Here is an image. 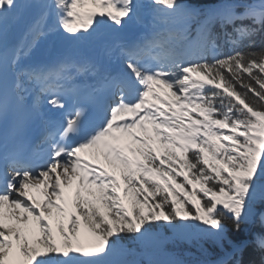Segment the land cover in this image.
Wrapping results in <instances>:
<instances>
[{
  "label": "snow or ice",
  "instance_id": "6c2138e0",
  "mask_svg": "<svg viewBox=\"0 0 264 264\" xmlns=\"http://www.w3.org/2000/svg\"><path fill=\"white\" fill-rule=\"evenodd\" d=\"M33 3L41 12L13 50V67L55 32L82 40L102 26L123 31L141 22L145 6L181 17L185 30L194 25L213 48L216 26L232 27L225 35L233 47L264 31V0H219L207 8L184 0H27L24 6ZM18 7V0H0V130L5 24ZM179 38L156 32L131 46L117 44L123 71L105 76L97 89L112 94L102 122L84 132V110L74 107L38 145L42 164L4 157L0 143V160L10 169L0 171V264H134L117 258L120 241L143 242L153 225L194 221L219 237L230 218L240 233L252 205L264 201V51L190 60L177 53ZM68 71L65 65L21 69L16 90L32 85L48 106L65 111ZM255 243L264 252V238ZM234 251L242 254L243 247Z\"/></svg>",
  "mask_w": 264,
  "mask_h": 264
},
{
  "label": "trees",
  "instance_id": "16d2710c",
  "mask_svg": "<svg viewBox=\"0 0 264 264\" xmlns=\"http://www.w3.org/2000/svg\"><path fill=\"white\" fill-rule=\"evenodd\" d=\"M192 7L207 8L219 2V0H184ZM231 2V0H230ZM241 4L257 3L258 0H235ZM242 11V9H238ZM244 26H250V22L246 21ZM233 34L232 27L221 29L216 26L212 29V41L220 50L219 57L228 56L234 52H249V51H264V31H259L252 40H244L238 46L233 47L227 40L226 34ZM210 41L200 36L198 48L201 54L198 56L206 57L211 60L208 55V45ZM218 57V58H219ZM259 197V193H258ZM264 215V201L259 198L252 205V214L249 219L241 224L240 233L234 232L233 221L229 218L224 222V232L221 236H210L209 230L205 231L207 226L201 225L198 222H185L186 227H171L168 225L156 226L161 231V235L171 236L173 240L163 242L162 248L169 252L171 259L169 262H155L149 259L147 249H157L155 238H161L159 235L148 236L143 242H132L130 238L124 237L120 243L127 247L130 251L138 248V253H129L125 260L134 262V264H208L212 260H218L227 257L231 254L235 247L247 242L243 248V252L236 253L233 257L222 264H236L240 261L241 264H264V252L256 247V240L264 238V225L260 222V217ZM155 226V225H154ZM156 228L153 232L156 233ZM158 234V233H157ZM179 235V236H177ZM159 247V246H158Z\"/></svg>",
  "mask_w": 264,
  "mask_h": 264
},
{
  "label": "bare ground",
  "instance_id": "6f19581e",
  "mask_svg": "<svg viewBox=\"0 0 264 264\" xmlns=\"http://www.w3.org/2000/svg\"><path fill=\"white\" fill-rule=\"evenodd\" d=\"M26 2L27 0H18L20 7L17 8L14 17L10 15L5 24V49L10 46L17 47L34 22L33 17L39 6L33 3L31 7H25ZM158 17L159 19L157 20ZM165 18L164 16H158L150 8H143L141 10L140 23H134L123 31H113L109 27L102 26L92 37L73 40L74 46L69 51L60 49L61 40L68 37L63 33L55 32L42 40L27 58L22 59L18 65V69L24 68L26 64L30 67H37L45 63H71L74 66L71 69L72 72L75 71L90 82L104 79L105 76L110 74H120L123 71V65L119 57V50L116 48L117 43L128 31L136 30L139 24L143 25L142 27H145V23L155 25L154 28L150 27V30L165 28ZM174 20L176 21L172 22L174 26H169L171 31L184 28L182 19L174 18ZM53 23L54 20L50 19L49 26ZM116 32L119 34L117 35ZM112 41H114L113 45L111 44ZM76 69H79V71ZM42 104L43 102L40 101L36 108L43 112V114H52L51 109L45 113L41 107ZM124 253H127V249L119 244L117 258L124 260Z\"/></svg>",
  "mask_w": 264,
  "mask_h": 264
},
{
  "label": "rangeland",
  "instance_id": "374dc122",
  "mask_svg": "<svg viewBox=\"0 0 264 264\" xmlns=\"http://www.w3.org/2000/svg\"><path fill=\"white\" fill-rule=\"evenodd\" d=\"M187 4V3H186ZM188 5V4H187ZM145 8H150V7H147V6H145ZM143 9V8H142ZM150 10H152L151 8H150ZM238 11V10H237ZM40 12H41V8L39 7L38 9H37V11H36V13L34 14V17H33V21H35L37 18H38V16H39V14H40ZM239 12V11H238ZM14 15H15V13L14 14H12L11 16H13L14 17ZM159 19V17L157 18V20ZM176 19H182L181 17H176ZM172 22H176L175 20H174V18H171V17H166L165 18V27L167 28V27H169V26H171V27H173L174 25H172L173 23ZM116 34H119V33H117L116 32ZM176 51H177V53H179V54H181L182 55V52H181V50H180V44L179 45H177V47H176ZM196 54H197V51L196 52H194V54H193V58H191V60H193V59H195V57H196ZM151 228H152V231L151 232H153V230H154V228H156L157 229V227L156 226H150ZM149 233V236H154V235H159L161 238H157L156 239V237L155 238H153V239H155V244L157 245V246H155V247H157V249H154V250H150V249H147V252L149 253V259L153 262V263H155V262H169L170 260L169 259H171V255H169V252L168 251H165V249H163L161 246H162V243L163 242H167V241H170V240H173V235H171V236H165V235H161V231L159 230V229H157L156 230V233ZM158 233V234H157ZM177 236H179V235H177ZM127 239L128 238H130V237H128V236H125ZM131 239V238H130ZM123 246V245H122ZM159 246V247H158ZM124 248H126L127 249V253H124V260L126 259V257L129 255V253H138L139 251H138V248H134L132 251H130L127 247H125V246H123ZM234 249H236V248H234ZM234 249L232 250V252L231 253H233L234 252ZM140 253V252H139Z\"/></svg>",
  "mask_w": 264,
  "mask_h": 264
},
{
  "label": "water",
  "instance_id": "95a60500",
  "mask_svg": "<svg viewBox=\"0 0 264 264\" xmlns=\"http://www.w3.org/2000/svg\"><path fill=\"white\" fill-rule=\"evenodd\" d=\"M71 45H72V42L71 41L64 40L63 43H62V47L64 49H68ZM234 254H236L235 251L233 253H231L228 257L221 258L219 260H212V261H210L209 264H221V263L227 262V261H229L233 257Z\"/></svg>",
  "mask_w": 264,
  "mask_h": 264
}]
</instances>
